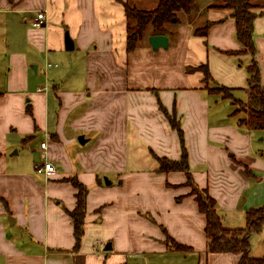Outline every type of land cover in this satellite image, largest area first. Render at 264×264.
Masks as SVG:
<instances>
[{"label": "crops", "instance_id": "1", "mask_svg": "<svg viewBox=\"0 0 264 264\" xmlns=\"http://www.w3.org/2000/svg\"><path fill=\"white\" fill-rule=\"evenodd\" d=\"M120 1L137 2L0 0V11L20 15L19 24L29 26L18 56L24 80L0 92V264H124L130 254L167 253L192 264L241 259L207 250L205 217L185 173L159 170L156 157L181 156L178 133L159 105L179 123L194 185L214 199L224 227L244 228L245 213L264 206V147L254 146L236 114L211 118L212 101L226 99L208 88L231 89L229 100H239L233 94H249L252 62L264 88V15L253 23V57L242 53L232 12L209 8L207 0L189 16L175 13L179 22L169 27L167 49L152 51L147 30L144 43L126 53ZM252 2L261 11L264 4ZM39 11L46 22L33 28ZM206 24L205 37L194 35ZM66 35L73 43L69 51ZM46 60L68 63L54 81L35 85L39 70L51 67ZM200 65L207 66V85ZM36 135L39 143L33 144ZM44 141L56 169L47 178L34 171ZM71 178L87 190L78 246L68 215L76 206ZM168 238L182 248L171 247ZM249 256L264 260L254 253V240Z\"/></svg>", "mask_w": 264, "mask_h": 264}, {"label": "trees", "instance_id": "2", "mask_svg": "<svg viewBox=\"0 0 264 264\" xmlns=\"http://www.w3.org/2000/svg\"><path fill=\"white\" fill-rule=\"evenodd\" d=\"M156 5L151 10H140L129 5L127 2L120 1L123 5L126 17V53L132 52L135 48L141 46L144 42V34L150 28V35H167L170 26L178 24L175 16L177 12H183L190 15L195 9L199 0H156ZM209 8L228 9L235 21V37L244 51L252 57L255 54V48L252 40L253 23L258 16L264 15V5L260 7L261 11L255 12L257 5L252 0H207ZM210 24L203 27L195 28L194 35L205 37ZM240 53V52H238ZM232 54V53H230ZM234 54V53H233ZM204 74V81L209 84L210 76L206 65H200L196 68ZM195 69V70H196ZM248 92L251 96L258 97L262 104V108L255 109L245 102L246 111L244 118L238 121L239 126L251 127L253 124L264 132V88L259 85V70L257 64L252 62L246 69ZM208 88V92L212 95H220L223 99H231V89L225 87ZM251 98V97H250ZM232 105H238L242 101L232 99ZM160 112L164 115L170 127L178 133L181 156L178 161L166 159L164 157H156V161L161 172L181 171L186 175V186L191 187L190 195L194 196L198 210L205 217L204 234L207 240V250L212 253H237L241 255L238 264H264V260L253 259L249 256V235L261 231L264 223V206L251 209L245 213L244 228L230 229L222 226L220 216L218 215L216 203L209 195L206 189H199L192 181L188 164L187 152L183 143L182 131L179 123L176 122L174 113L169 115L167 111L159 105ZM30 114V108L26 109ZM237 110L232 114H236ZM253 125V126H254ZM71 185L77 190L76 206L74 210L68 213L73 226L76 246H78L83 227L84 207L86 188L77 182L74 178L70 179ZM171 247L181 249L182 246L176 244L173 240L167 239Z\"/></svg>", "mask_w": 264, "mask_h": 264}, {"label": "rangeland", "instance_id": "3", "mask_svg": "<svg viewBox=\"0 0 264 264\" xmlns=\"http://www.w3.org/2000/svg\"><path fill=\"white\" fill-rule=\"evenodd\" d=\"M152 1L153 0H137L136 5L134 3H130L129 5L136 7V9L147 11ZM256 4L261 6L264 4V0H256ZM20 17L21 16L18 15V17L16 18L10 14L0 11V92H8L10 83L15 82V84L16 83L20 84L24 80L21 59L18 58V56L21 55L23 51H25L24 36L26 29L29 26L27 27L25 25L19 24V21H21V19H19ZM40 27H33V28H40ZM166 27L167 26H165V30L167 31L169 28L166 29ZM147 30H149L150 33L151 31L150 28H148ZM147 30L144 35H146V33L148 32ZM143 43L144 42H142V44ZM46 62H48L51 65V67L47 68L45 73L39 70L36 79L33 80V83L35 85L44 86V84H47L46 82L49 83L51 82V80L54 81V76H55L54 73L60 70L61 68H63L64 64L67 65L68 63V61H65L63 64L54 65L55 62L53 63L52 61H47V60L45 61V63ZM66 77L67 74L63 76V78ZM215 86L218 85L214 83L210 85V87H214V89H216ZM233 97L241 100L242 102L235 106L232 105L233 101L229 99L212 101V103L213 102L216 103H213L211 106V110H210L211 118L212 119L213 117L217 119L224 118V116L226 117V115L229 114L232 115V113L236 109L237 112L235 116L238 122L239 120H242L244 118V114L246 111L245 102H248L252 108L255 109L262 108V104L258 99V97L251 96L250 94H242V93H234ZM253 125L249 128L243 126L244 128L247 129L246 132L248 133H246V135H250V138L253 141L254 146L256 144H259L261 147H264V132L262 130H259V128H257L255 125L254 126ZM259 132L262 133L259 134ZM39 138L40 136L36 135L33 144H38ZM229 154L230 151L227 152L228 156ZM259 154L260 153H258V155ZM108 177L113 178L111 174L108 175ZM253 240H254V253L258 258L261 259L264 258V223L262 225L260 233L253 234L252 237H250L249 242H252ZM259 244H262V246H259ZM179 261H181V264H192L190 258H184L181 254L175 255L170 253H167L165 255L130 254L128 258H126L124 264H179Z\"/></svg>", "mask_w": 264, "mask_h": 264}, {"label": "built area", "instance_id": "4", "mask_svg": "<svg viewBox=\"0 0 264 264\" xmlns=\"http://www.w3.org/2000/svg\"><path fill=\"white\" fill-rule=\"evenodd\" d=\"M46 22V13L45 11H39L36 13L35 17L31 21V25L33 27H40L43 26ZM48 66H50L48 64ZM41 155L38 157L36 163L34 164V171L38 175H42L43 177L47 178L53 174H55L56 169L54 165L47 160L46 155V143H40Z\"/></svg>", "mask_w": 264, "mask_h": 264}, {"label": "water", "instance_id": "5", "mask_svg": "<svg viewBox=\"0 0 264 264\" xmlns=\"http://www.w3.org/2000/svg\"><path fill=\"white\" fill-rule=\"evenodd\" d=\"M147 43L150 46V49L154 52L157 51L158 49H167L169 45L168 38L165 35H150L147 38ZM64 47L66 51L72 50L73 48V43L68 37V35H66L64 38ZM32 69L35 70L36 67H32ZM78 141L81 144L85 143L82 136L78 138ZM110 249H111L110 244L107 243V245H105L104 247V250L107 251Z\"/></svg>", "mask_w": 264, "mask_h": 264}]
</instances>
